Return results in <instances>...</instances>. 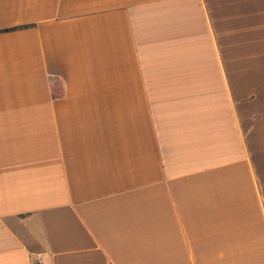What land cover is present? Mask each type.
Instances as JSON below:
<instances>
[{
    "label": "crops",
    "instance_id": "obj_1",
    "mask_svg": "<svg viewBox=\"0 0 264 264\" xmlns=\"http://www.w3.org/2000/svg\"><path fill=\"white\" fill-rule=\"evenodd\" d=\"M264 264V0H0V264Z\"/></svg>",
    "mask_w": 264,
    "mask_h": 264
},
{
    "label": "built area",
    "instance_id": "obj_2",
    "mask_svg": "<svg viewBox=\"0 0 264 264\" xmlns=\"http://www.w3.org/2000/svg\"><path fill=\"white\" fill-rule=\"evenodd\" d=\"M34 264H38V263H34Z\"/></svg>",
    "mask_w": 264,
    "mask_h": 264
}]
</instances>
